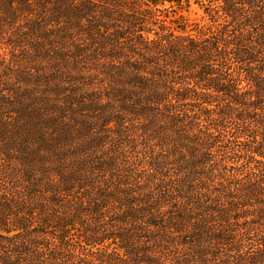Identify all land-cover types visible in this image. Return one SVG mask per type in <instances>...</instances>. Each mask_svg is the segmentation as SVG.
<instances>
[{
    "label": "trees",
    "instance_id": "16d2710c",
    "mask_svg": "<svg viewBox=\"0 0 264 264\" xmlns=\"http://www.w3.org/2000/svg\"><path fill=\"white\" fill-rule=\"evenodd\" d=\"M0 264H264V0H0Z\"/></svg>",
    "mask_w": 264,
    "mask_h": 264
}]
</instances>
